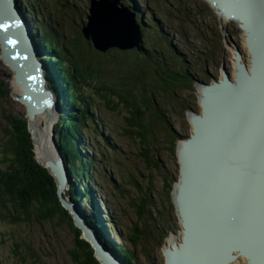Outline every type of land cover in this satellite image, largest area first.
<instances>
[{
    "label": "rangeland",
    "instance_id": "374dc122",
    "mask_svg": "<svg viewBox=\"0 0 264 264\" xmlns=\"http://www.w3.org/2000/svg\"><path fill=\"white\" fill-rule=\"evenodd\" d=\"M16 2L20 12L19 20L27 25H23V36L26 32L38 35L41 33L39 28H52L57 31L60 46L65 47L67 51L66 59L87 86L81 88L85 89L86 96H93V99L88 101L92 104L93 116L97 118L98 133L108 141L106 143L102 138L95 137L98 134L94 130L85 131L82 136L88 146L82 154L95 158L92 166L98 173L100 190L96 189L99 191L97 199L94 198L98 213L96 208L84 202L81 209L79 208L81 215L88 214L87 218L91 221L94 219L93 215H96L99 221L101 219L104 222L102 225L106 231L100 233L101 237L90 227L101 244L120 259V264H166L163 251L169 245L167 240L172 235H178L181 229L173 199L180 176L179 146L191 136L189 115L200 112L199 88L212 81L218 82L224 72L229 79L232 78L228 51L231 47L236 49L239 55L242 53L241 27L236 21H232L234 23L230 25L228 22L222 23L218 12L206 0H120L128 10L135 7L141 17L143 16L144 26H140V30L143 43L150 52L146 54L147 58L142 57V52L136 49H110L101 54L88 50L84 42L77 37L82 21H86L85 12L88 13L89 0ZM136 21L139 22L137 19ZM37 50L38 52H33L35 57L33 56L31 66L37 71L38 78H31L37 81L40 91L50 96L48 107L55 105V120H41V128L51 126V139L46 133L40 132L32 119H29L28 106L24 103L23 95L19 97V94L13 91L14 77H19L14 75L2 59L3 49L0 46V143L4 130L8 127V118L27 122L30 120L35 136L36 133L43 134L47 141L54 144L57 152L54 164L61 158L66 165L56 136V129L64 131L61 129V121L63 114L68 113L59 101L64 91L62 84L53 76L51 77L54 80H51L50 84L47 81L45 83L46 89L49 90H44L45 81L42 83L41 80L43 77L48 78L50 74L41 60L43 53L40 49ZM22 64L26 65L27 61ZM156 64L165 70L158 74L159 78L153 75ZM37 66H40V69ZM184 71L188 72L186 80ZM160 79H170V87L162 90ZM21 81L25 85L29 78H23ZM102 96L115 100L112 108ZM207 98L209 102H230L223 92H209ZM130 108L138 119L136 131L139 136L134 139L122 136L129 131ZM212 117L208 113L203 116L205 120ZM143 125H147L144 131L148 130V135L151 136L149 140L146 135L143 137L141 134ZM168 127L175 135V140L171 139L173 134H168ZM29 132L32 137L30 130ZM59 135L63 138L64 133ZM36 151L34 145V152ZM36 156L37 162L40 163L37 152ZM147 156L150 161L145 162ZM173 180L175 184L171 186ZM167 183H171L168 188L164 187ZM65 190L63 196L66 198ZM147 191L149 199L145 197L144 192ZM198 193L204 199L213 195L208 189ZM212 211L209 205L203 204L190 208L186 216L189 219L193 216H209ZM81 215L78 214L81 219L79 221L83 220ZM189 227L207 226L189 223ZM135 234L138 241L135 238V245H132L130 237ZM78 241L75 228L71 229L64 224L58 226L56 220L50 223L33 221L19 227L0 221V264H75L73 254L79 252ZM85 241L94 250L90 241ZM15 243L19 245L18 251L22 252V247L29 248L28 252H22V258L14 252ZM115 246H124L130 251L131 248L134 249L132 261L119 257L112 250ZM97 260L100 263V260ZM86 261L95 264L87 255L80 258L81 263Z\"/></svg>",
    "mask_w": 264,
    "mask_h": 264
},
{
    "label": "water",
    "instance_id": "95a60500",
    "mask_svg": "<svg viewBox=\"0 0 264 264\" xmlns=\"http://www.w3.org/2000/svg\"><path fill=\"white\" fill-rule=\"evenodd\" d=\"M12 1L0 0V13L2 12L4 16H10V18L6 20V24H4L5 28L10 31H4L3 33V29L1 28L2 23H0V42L5 40V43L10 44L11 46L5 52L4 50H6V48H3L1 55L3 56L2 58L4 61L8 63L13 70H18L16 64L19 59H22L24 62L27 60V56H29L32 59L30 65H33V56H30L28 47L23 45L16 37L13 39L10 38V34L20 32L19 29L14 27L17 22H19L18 17L20 12L16 7V0L15 7ZM207 1L212 8L216 11L218 10V13L225 15L228 19H236L241 22V27L247 33L246 37H249V39L246 40V44L253 58L255 53L252 47L254 29L258 30L260 18L264 21V0H255L248 6L250 10L247 11L252 14V16L241 12L234 6L225 4L223 0ZM136 19H138L136 14L130 9L128 10L126 6H123L120 3V0H89L86 21H82L83 23L80 32L83 38L90 42L94 50L98 52L105 53L110 49H118L121 51L136 49L137 51L142 52L143 40L140 26H144L142 23L143 18L141 17L140 21L138 19L139 22H137ZM20 44L22 48H15L20 46ZM9 50L12 56H8L7 52ZM18 52H22L25 56L18 54ZM9 59H14V61L11 62ZM236 59H241L238 52H236ZM18 65L22 68L21 70L25 69L22 63ZM252 66L253 67L250 68V74H253V76L250 77H255L259 74V70L253 65V61ZM17 77H22L23 79V76L20 74H18ZM31 77L32 76L28 77L29 81H27L25 85H28L33 81ZM20 78L17 79V81L23 89L27 86L24 85V82H22ZM226 78L230 81L229 83ZM237 79L238 82L231 81L228 78V75L224 72L218 82L213 81L211 84H205L202 86V97L200 98V102L203 97L209 95V92H223L225 97L230 100L229 103L235 106L236 109H232L226 102H204V108L200 114L201 117L197 115L199 113L194 114L191 117L194 132L189 138L184 140L178 151L180 160L178 193L187 197L184 202L176 200L180 222L181 224L183 223L185 227L183 230L184 238L178 245L173 244L172 248L166 247L164 249L166 264H208L210 260L218 258V255L214 253H205L201 256V260H199L200 258L196 254L189 255V250L196 245L197 240L202 236V233H197L200 229L189 227V223L199 225L204 224L207 228L213 229L219 227L220 224L213 225L211 220L208 219L217 213L223 212V215L229 218H234L235 214L237 218L238 216L245 214V211L242 208L245 206L249 207V204H252L259 209L264 206V197H258L260 203L257 204L253 200L245 203L246 197H244L243 194L238 195L236 193L234 185L237 186V184L243 183V180L246 177L241 173L237 174V171L234 168L224 167L216 170L205 167L200 169L198 168L199 164L194 163L191 165V163H189L191 157L194 159V154H192L189 149L195 148L210 151L207 154L200 152L201 158L199 161L205 159L213 164L226 163L236 165L241 161H255L256 159L259 166L264 169V159L258 158L256 155V153L259 152V149L264 150V117L262 116L264 110L261 109V101L264 102V99L261 97V93L257 98L253 95V90H251L253 92L245 91L243 84L249 79L245 68H238ZM41 82H44L43 78ZM232 85H237L238 87L232 88ZM221 89H223V91H221ZM262 92L264 93V90ZM25 93L26 95H23V100L31 103V105L28 106L27 115L29 119H33L37 113L44 110L45 104H43V102L50 101V96L44 91L33 92L30 89L25 90ZM20 101H22V98H20ZM222 108H225L224 112L221 111ZM207 113L211 114L213 116L212 118L226 126L227 134L221 141L211 137L206 129L208 120H205L203 116ZM195 118L196 120L194 121ZM27 125L32 133V137H34L35 130L32 122L29 120ZM238 142H242L244 146L238 147ZM232 148L233 152L236 153L237 151L242 150L241 155H238L237 158H228L226 153L230 152ZM244 155L246 156L243 158ZM201 167L204 166L201 164ZM48 170L57 184V197L61 206L71 214L74 225L82 231V236L92 244L95 258L100 260V264H116L119 262L120 259L107 250L98 240L96 233L92 230L90 225H88L84 216L81 215L82 212L78 206H76L75 203H71L68 198L63 196L65 186L68 184L67 169L63 164V160L60 158L55 164L52 162L49 163ZM248 183H253V181L248 179ZM213 188H218L220 193H214L207 199L202 198L200 193H198L200 190H211ZM228 191L232 192V197L230 199H225L224 194ZM203 204H207L212 208V214L209 216H198L194 219L187 218L186 212H188L190 208H196ZM77 214L83 217L82 221L78 220ZM240 249H242V252L244 251L243 247H239V250ZM257 252L258 251L254 249H245V254L249 256V260L254 264H263L264 261L258 260L256 257ZM222 264H227V262Z\"/></svg>",
    "mask_w": 264,
    "mask_h": 264
},
{
    "label": "trees",
    "instance_id": "16d2710c",
    "mask_svg": "<svg viewBox=\"0 0 264 264\" xmlns=\"http://www.w3.org/2000/svg\"><path fill=\"white\" fill-rule=\"evenodd\" d=\"M38 31L41 33L35 34L33 37L37 48L43 53L41 55L43 57L42 60L45 63L47 73L50 74V78L47 76L48 78L45 77V79L50 84L51 80H54L51 77L53 76L62 84L64 93L59 101L68 112L63 114L61 121V129L64 131L56 129V136L66 163L65 167L68 175V184L65 190L66 198L68 197L69 201L75 203L80 209L84 202L90 203V206L96 208L98 213L95 199H97L96 196L100 190V184L97 181L98 173L92 166L95 163V158L82 154L83 150L88 149L87 143L84 142L82 136L85 131L94 130L98 134L95 137L102 138L106 143L108 141L106 137L98 133L96 128L97 118L93 116L94 110L92 104L88 101V99L92 100L93 96H86L85 89L81 88V86H87L66 59L67 51L65 47L60 46L57 31L52 28H39ZM77 37L81 42H84L88 50L98 52L94 50L90 42L83 38L80 31L77 33ZM159 41L160 39H158ZM142 50V57L147 58L146 54L150 50L143 42ZM98 53L105 54L106 52ZM161 72H165V70L156 64L153 75L159 78L158 74ZM187 73L184 71L185 80L187 79ZM170 85V79H160L162 90L170 87ZM96 95L100 97L98 94ZM103 99L110 108L115 104V100L112 98L103 97ZM116 100L118 101L119 99ZM143 121L146 122L145 119ZM27 124L28 122L25 120L20 121V119L8 118V127L5 128L0 143V221L19 227L26 226L33 221L50 223L56 220L58 226L64 224L71 229L75 228L77 238H79L77 244L79 252L78 254H73V262L75 264H90L87 261L85 263L80 262V258L87 255L94 260L95 264H100L94 256V250L82 238V232L75 227L70 213L61 206L57 197L58 188L54 177L50 174L48 168L37 162L33 140ZM128 124L130 126L128 134H122V136L125 138L128 136L129 139L139 136L136 131L138 119L133 110H131ZM146 126L143 125L141 134L143 137L146 135L145 137L149 140L151 136L148 135V130L144 131ZM59 133H64L63 138ZM168 134H173L170 127H168ZM171 139L175 140L174 134ZM171 145H173L172 141ZM147 161H150L148 156L145 158V162ZM141 179L144 180L143 176H141ZM174 184L175 181L173 180L172 185L167 183L164 187L168 188ZM144 193L145 197L149 199L148 191ZM83 216L88 225L95 229L99 236L102 231H106L102 225L104 222L101 219L99 221L96 215H93L95 220L92 219V221L87 218L88 214ZM135 238L138 241L136 234L130 237L132 245H135ZM14 246L15 254L21 258L22 252L29 251L28 247H22V252L18 251L19 245L17 243ZM112 250L122 259L132 261L134 249L131 248L130 251L124 246H115Z\"/></svg>",
    "mask_w": 264,
    "mask_h": 264
},
{
    "label": "bare ground",
    "instance_id": "6f19581e",
    "mask_svg": "<svg viewBox=\"0 0 264 264\" xmlns=\"http://www.w3.org/2000/svg\"><path fill=\"white\" fill-rule=\"evenodd\" d=\"M207 1V0H206ZM225 4L231 5L239 9L241 12L248 14L249 16H252L247 10H250L248 8L249 5H251L255 0H223ZM260 1V0H259ZM13 5L15 7V0H13ZM1 6V5H0ZM216 11V10H215ZM218 11V10H217ZM22 15V14H21ZM4 14L1 12L0 13V19L4 18ZM20 17V14H19ZM18 21L21 25H17L16 28H19V33H12L10 34V38H17L19 41L22 42L23 45L27 46L28 44V49H29V54L30 56H34L33 52H38L36 47L35 42H33V35L30 34L29 32H26L27 34L25 36L22 35V27L23 25L27 26L24 24L21 20ZM219 20L222 23H227L230 25V23H237L238 26L241 27V22L236 19H228L225 15L218 13ZM231 21V22H230ZM234 21V22H232ZM15 27V26H14ZM239 27V28H240ZM4 31H6L5 25L1 26ZM236 29V28H235ZM241 27V41L243 44V50L242 53H240L241 59L238 60L236 59V49L229 47V56H230V61L232 65V78L230 79L231 81L235 82L237 81V74H238V68H245L247 71V74L249 76V79L245 81L243 84V87L245 88V91L248 92H253L257 98L260 96L264 99V93L262 92L264 90V21H262V18H260L259 23H258V30L254 29V40H253V50H254V57L252 58L250 51L248 50L246 40L249 39L247 36V33L245 30ZM9 29H7L8 32ZM10 31V30H9ZM2 44L3 48H6L5 51L8 50L10 44L5 43V40L0 42ZM1 46V45H0ZM1 47V49H2ZM236 50V51H235ZM8 56L11 54L10 50L7 52ZM225 56V55H224ZM40 58V56H38ZM3 59V58H2ZM42 60V57H41ZM27 64L24 65V68L26 69V75L20 73V66L18 64L23 63L22 59H19L17 62V68L18 70H13V68L6 63L11 69L14 75H22L24 78H27L29 76H32L33 79H37L38 75L37 71L30 65L32 62V59L27 56ZM252 61L253 65L259 70V74L255 77H250L253 76V74H250V68H252ZM45 66V65H44ZM28 67V68H27ZM38 69H40V66H37ZM24 70V69H23ZM19 71V72H15ZM44 71V69H43ZM222 77V75H221ZM220 77V79H221ZM20 78V77H19ZM229 78V77H228ZM22 79V77L20 78ZM44 79V85L43 88L44 90L48 91L49 89H46L45 83L46 79ZM16 80V81H15ZM227 82L229 83L230 81L226 78ZM14 84H12V89L15 93L19 94V97L21 95H26L25 92H23L20 84L18 83L17 79L13 80ZM213 82V81H212ZM211 82V83H212ZM238 82V81H237ZM209 83V84H211ZM236 84V83H235ZM203 86V85H202ZM238 87L237 85H232V88ZM248 88V89H247ZM51 89V88H50ZM30 90L34 91L35 86L32 83L30 86ZM225 90V89H224ZM231 90V89H230ZM253 90V91H251ZM223 91V89H221ZM249 94V93H248ZM199 98L202 97V88H199ZM208 95L202 98L201 104L200 105V112L197 114L199 117H201V112L203 111L204 108V102L209 103V100L207 98ZM26 102V103H25ZM26 106H30L31 103L29 101H25ZM232 109H236L235 106L231 105L229 102H227ZM243 106V105H242ZM55 108V105L52 107H47L44 108L43 113H41L38 116H34L32 121L34 123V126L40 130L42 133H46L48 135V138L51 139V126L48 125L47 127L41 128L42 127V122L41 120H55V111L53 110ZM48 109V110H47ZM261 109L264 110V102L261 101ZM221 111H225V108H222ZM193 115H189V121L191 123V117ZM197 116V117H198ZM262 116L264 117V113H262ZM196 118L194 119V121ZM191 135L193 134V124L191 123ZM206 129L208 130L209 134L211 137L215 138L218 141H221L223 137L227 134V128L226 126L219 122L218 120L211 118L208 120ZM55 132V131H54ZM38 135V136H37ZM33 144L36 146V152L38 154V160L40 163L43 165V167L49 168V163L55 162V158L57 156L56 149L54 148V144L52 141H47L45 138V135L43 136L36 133V136L33 137ZM56 143V142H55ZM183 143L180 144L179 149L181 148ZM238 147L244 146L242 142L237 143ZM189 151H191L192 154H194V159L191 157L189 160V163L194 164H199L198 168H212L218 170L219 168H224V167H232L234 168L237 172V174L241 173L243 174L246 178H244L243 183L234 185V188L236 189V193L243 194L244 197H246V202L253 200L256 204L258 201V197H264V169L259 166V164L254 161H241L237 163L236 165H231V164H226V163H211L209 161L201 160V153L203 152L205 154L209 153L210 151L206 150H200V149H195V148H190ZM35 152V153H36ZM238 153V154H237ZM233 152V148L230 152L226 153V156L228 158H237L238 155H241L242 150ZM258 158H263L264 159V151H259L256 153ZM246 155L243 156V158ZM37 158V156H36ZM179 159V158H178ZM201 164L204 167H201ZM179 166H180V160H179ZM225 171V170H224ZM53 178V177H52ZM252 180L253 183H248V179ZM179 184H176V189L174 191V203L176 205V200L184 202L186 201L187 197L183 194L178 193V186ZM67 188V186H66ZM222 189V188H221ZM231 189V188H228ZM225 191L224 189H222ZM213 194L214 193H220L218 188H213L210 190ZM225 199H230L232 197V192H226L224 194ZM244 203V204H245ZM90 204V203H89ZM77 206V205H76ZM79 208V207H78ZM91 209V208H90ZM245 211V214L240 215L236 218L234 214V218H229L223 215V212L217 213L210 217L208 220H211V223L213 225H219V227L216 228H207V227H202L199 228L200 230L197 231L198 234L202 233L199 237V239L196 242V245L193 246L189 251L190 254H196L199 256V260H201V256L204 255L205 253H214L218 255V258L215 260H210L208 264H222L226 263L227 264H254L251 260H249V256L244 254L242 252V249L239 250V247H243L245 249H254L258 251L256 253V257L258 260L264 261V206L263 208H257L252 204H249V207H243L242 208ZM178 210V208H177ZM178 214V212H177ZM77 218L78 214H77ZM85 218V217H84ZM194 219V216L192 217ZM86 220V219H85ZM185 229L183 223L181 224V229L179 230L178 235H172L169 237L167 240L168 247H172L173 244H179L182 242L184 235H183V230ZM256 229H263V230H256ZM189 233V231H188ZM98 235V234H97ZM105 245V244H104ZM164 252V251H163ZM165 257V255H164ZM122 263V262H121ZM116 264H120V262H117ZM123 264V263H122ZM264 264V262H263Z\"/></svg>",
    "mask_w": 264,
    "mask_h": 264
},
{
    "label": "flooded vegetation",
    "instance_id": "af4514ba",
    "mask_svg": "<svg viewBox=\"0 0 264 264\" xmlns=\"http://www.w3.org/2000/svg\"><path fill=\"white\" fill-rule=\"evenodd\" d=\"M130 10L136 14V16L138 17V19H139V21H140V14H141V13L139 12V10H138V9L136 10L134 7H131ZM85 18H86V12H85ZM142 18H143V16H142ZM138 19H137V20H138ZM83 21H84V20H83ZM255 161H256V159H255ZM179 220H180V217H179ZM244 249H245V248H243V250H244Z\"/></svg>",
    "mask_w": 264,
    "mask_h": 264
}]
</instances>
